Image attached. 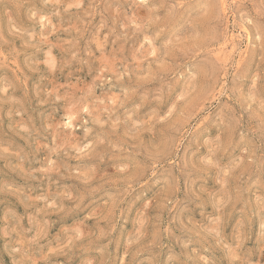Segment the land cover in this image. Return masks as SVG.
Listing matches in <instances>:
<instances>
[{"label":"rangeland","instance_id":"374dc122","mask_svg":"<svg viewBox=\"0 0 264 264\" xmlns=\"http://www.w3.org/2000/svg\"><path fill=\"white\" fill-rule=\"evenodd\" d=\"M0 264H264V0H0Z\"/></svg>","mask_w":264,"mask_h":264}]
</instances>
